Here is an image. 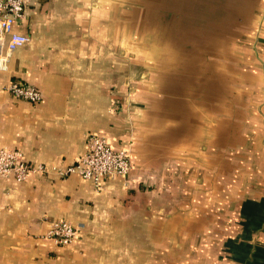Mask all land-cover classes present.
<instances>
[{"label":"crops","instance_id":"0c3cea01","mask_svg":"<svg viewBox=\"0 0 264 264\" xmlns=\"http://www.w3.org/2000/svg\"><path fill=\"white\" fill-rule=\"evenodd\" d=\"M144 4L28 0L15 29L30 39L0 70V148L66 167L96 133L133 166L102 188L77 173L0 178V264H264V108L219 86L228 40L179 28L187 43H171L163 14L158 48ZM12 79L42 99L13 95ZM59 219L81 226L70 244L47 236Z\"/></svg>","mask_w":264,"mask_h":264},{"label":"rangeland","instance_id":"374dc122","mask_svg":"<svg viewBox=\"0 0 264 264\" xmlns=\"http://www.w3.org/2000/svg\"><path fill=\"white\" fill-rule=\"evenodd\" d=\"M142 1L146 4V0ZM207 1L213 2V0H196V4H204ZM215 1L208 10H202L199 8L200 6H196L197 9L199 8V15H193L189 23L184 22V20L190 19L189 17L192 15L190 11L193 8V4L192 8L185 7L184 15L182 14L183 11H179L181 6H174L173 4L166 9H162L164 7L162 1L155 0V2H160L161 4H154L153 18H156L154 22L159 23V27L153 28L152 32H154V35L149 37V40L156 47L161 48L162 37L158 33L161 28L160 25L165 20L162 18L163 14L171 18L170 25L173 28L170 31L171 43H175L174 39L178 42L177 38L180 36H182L180 37L182 43H187L188 37H190L186 36L188 35L187 32L183 35H178L180 32L179 29H175V26L187 31L198 29L201 30L202 35L210 32L218 34L219 39H222L219 41L221 43L219 45L225 46V42L228 40L226 45L229 47V68L225 67L222 60H220L222 58L221 53L217 54L219 86L229 80V83H227L228 89L232 87L236 93L238 83H241L239 92L249 95V107L256 110L258 108L262 112L264 108V0H229V7H232L229 10L227 8L228 4L224 5L220 0ZM132 5L133 3L130 4V8H133ZM140 5L143 8V5L137 2V6ZM187 13L191 15L187 16ZM184 23L186 25H182ZM192 32L189 34H192ZM146 38L145 32L142 31V33L138 32L134 39H138L140 51L137 52V56L142 61H145L144 44L147 41ZM201 39H204L203 36ZM205 39L206 41L208 40L207 38ZM123 43H125L124 39ZM241 71L247 74L246 78L242 76ZM257 132V130L253 133L251 132V141L257 136Z\"/></svg>","mask_w":264,"mask_h":264},{"label":"built area","instance_id":"2783aa9c","mask_svg":"<svg viewBox=\"0 0 264 264\" xmlns=\"http://www.w3.org/2000/svg\"><path fill=\"white\" fill-rule=\"evenodd\" d=\"M28 0H0V70H6L15 50L29 41L27 34L15 29V24L26 15ZM13 95L38 102L42 99L41 90L20 79H12L5 86ZM133 166L131 151L128 148L112 147L107 137L89 133L86 149L74 163L66 167L31 162L24 159L20 148L2 146L0 148V178L14 177L18 181L27 179L32 173H53L61 176L70 173L93 181L102 188L104 181L117 176L126 177ZM81 226L69 220H54L47 231L59 244H70L80 234Z\"/></svg>","mask_w":264,"mask_h":264},{"label":"bare ground","instance_id":"6f19581e","mask_svg":"<svg viewBox=\"0 0 264 264\" xmlns=\"http://www.w3.org/2000/svg\"><path fill=\"white\" fill-rule=\"evenodd\" d=\"M154 1V4L156 5H158V4H160V2H155V0H153ZM158 1H160V0H158ZM162 1V3L164 4V9H166L167 7H170V6H172L173 4H174V6H181L180 8H179V11H183V13L182 14H184L185 15V9L187 8V7H190V8H192V4H193V11H192V9H191V13H192V15L190 14V13H187L186 15L187 16H189V15H191L189 18L190 19H188V20H184V22H191V20H192V18H193V15L195 16V15H199V8L200 9H202V10H208V8H210L212 5H213V2H216L215 0H213V2L212 1H207L206 3H204V4H196V0H165V1H163V0H161ZM241 1V0H240ZM219 2V1H218ZM220 2H222V3H224V5H227L228 4V10L230 9V8H232L231 6L229 7V0L227 1V0H220ZM227 2V3H226ZM218 4V3H217ZM221 4V3H220ZM161 5V4H160ZM196 6H200L198 9L196 8ZM186 7V8H185ZM204 8V9H203ZM170 9V8H169ZM214 9V8H213ZM190 10V9H189ZM197 10V11H196ZM197 13V14H196ZM182 25H186V23H184V24H182ZM180 27L179 26H175V29H179Z\"/></svg>","mask_w":264,"mask_h":264}]
</instances>
